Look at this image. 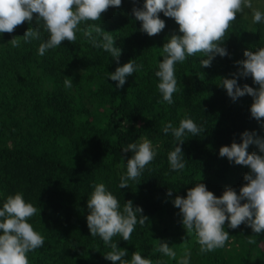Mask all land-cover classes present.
Wrapping results in <instances>:
<instances>
[{
  "label": "trees",
  "instance_id": "obj_1",
  "mask_svg": "<svg viewBox=\"0 0 264 264\" xmlns=\"http://www.w3.org/2000/svg\"><path fill=\"white\" fill-rule=\"evenodd\" d=\"M252 3L264 12V0ZM133 6V0H122L120 8L110 7L101 16L100 26L122 49L119 63L80 32L74 44L63 41L43 56L37 52L48 38L43 28L40 39L24 43L21 38L20 47L13 48L11 38L23 36L35 21L25 22L12 34H0V208L8 196L19 192L40 209V217L28 222L44 237V244L27 254L29 264H113L104 256L112 249L99 236H91L86 223L87 199L97 183L105 184L121 208L131 200L148 218L146 224L135 226L129 242L113 237V243L127 250L128 261L133 252H140L152 264H178L186 245L192 253L190 264H264V233L256 235L245 224L231 229L226 221L224 230L230 237L225 246L200 253L195 233L186 232L172 203L199 182L216 196L226 187L239 193L246 183L243 174L248 168L220 157L219 148L240 143L245 130L264 137V129L250 115V96L232 101L218 84L238 72L235 62L244 59L245 49L264 47V22L253 23L251 10L246 9L237 14L223 42L230 55H217L208 68L199 64L200 54L177 63L179 90L168 105L162 102L155 72L163 59V44L173 33L180 34L178 25L159 13L166 26L148 36L132 15ZM135 6L142 7L143 0H136ZM129 60L143 68L118 89L107 72ZM65 79H72V87H65ZM237 83L257 87L251 77L237 76ZM184 118L205 130L185 138L181 147L186 167L173 171L167 156L177 142L162 128L167 122L178 127ZM145 138L157 155L139 183L129 181L128 188L120 189V176L132 155L121 147ZM247 151L258 149L250 145ZM249 239L255 243L249 244ZM157 240L168 243L176 259L156 251Z\"/></svg>",
  "mask_w": 264,
  "mask_h": 264
},
{
  "label": "clouds",
  "instance_id": "obj_2",
  "mask_svg": "<svg viewBox=\"0 0 264 264\" xmlns=\"http://www.w3.org/2000/svg\"><path fill=\"white\" fill-rule=\"evenodd\" d=\"M135 2L133 0L132 15L140 21L141 31L148 36L158 35L166 26L159 13L174 19L178 25L180 34L173 33L163 44V59L155 72L159 78L157 88L162 102L168 105L174 103L173 94L179 90L175 76L177 63L200 54L203 59L199 64L208 68L217 55H230L222 46L223 42L237 14H244L246 9L251 10L253 23L264 22V12L254 8L252 0H143L142 7H136ZM121 6L122 0H0V34H12L25 22L30 25L35 21V26L28 27L23 36L11 38L9 42L13 48L20 47L21 38L24 43L40 39V29L43 28L48 38L37 49L38 55L43 56L63 41L74 44L77 32H80L94 48L110 53L111 58L119 63L122 49L114 46L115 37L100 26V21L102 14L110 7ZM97 21L98 24L95 23ZM243 55V60L235 62L240 66L238 72L233 73L231 78H221L218 85L225 89L232 101L250 96V115L264 129V47L254 51L245 49ZM142 68L143 65L129 60L116 67L114 72H107V78L115 81L119 89L124 86L128 76ZM237 76L251 77L257 87L248 84L239 86ZM64 84L66 88L72 87V79H65ZM204 130L203 126H198L190 118L180 120L178 127L171 122L164 124L163 133H171L177 142L167 156L171 170L185 169L181 145L186 137L200 136ZM250 145H255L258 152L247 151ZM121 150L132 153L126 160V173L120 176L118 184L120 189H125L129 187V181L140 182L142 172L155 159L157 152L146 138L139 143H128ZM219 156L248 168L249 171L243 174L246 183L240 187L239 193L226 187L220 196H216L204 183L199 182L187 189L186 196L177 195L172 200L179 209L181 224L186 232L195 233L202 254L225 246L230 237L224 230L226 221L231 229L245 224L256 235L264 233V137L255 131L245 130L241 133L240 143L221 146ZM167 195H172V189L168 190ZM87 209L86 223L90 235L99 236L112 249L104 255L105 259L113 264H152L140 252H133L130 261L124 259L128 255L127 250L113 243V237L117 235L129 242L135 226L138 223L146 224L148 218L142 214L140 206H134L128 200L121 208L118 199L107 190L105 184L97 183L87 199ZM37 214L40 217V209L26 202L22 193L7 197L0 208V264H29L27 254L43 246L44 237L34 231L28 222ZM157 241L156 251L176 259L177 253L168 243ZM248 243H255V240L249 239ZM191 256V250L185 245L178 264H190Z\"/></svg>",
  "mask_w": 264,
  "mask_h": 264
}]
</instances>
